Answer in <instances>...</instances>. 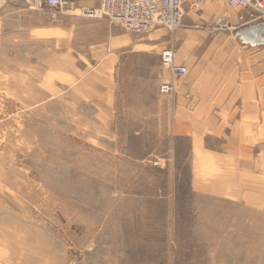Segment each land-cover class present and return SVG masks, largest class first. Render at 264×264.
I'll list each match as a JSON object with an SVG mask.
<instances>
[{
  "label": "rangeland",
  "instance_id": "1",
  "mask_svg": "<svg viewBox=\"0 0 264 264\" xmlns=\"http://www.w3.org/2000/svg\"><path fill=\"white\" fill-rule=\"evenodd\" d=\"M88 5L0 9V264H264V41L210 30L236 21L221 0L143 33ZM164 51L193 62L182 91L239 78L257 104L161 93Z\"/></svg>",
  "mask_w": 264,
  "mask_h": 264
},
{
  "label": "built area",
  "instance_id": "2",
  "mask_svg": "<svg viewBox=\"0 0 264 264\" xmlns=\"http://www.w3.org/2000/svg\"><path fill=\"white\" fill-rule=\"evenodd\" d=\"M91 5L82 8L87 18L98 17L119 24L123 29L133 33L148 32L156 27L173 30L178 27L186 11H196L208 0H83ZM17 2L24 9L54 18L70 13L74 0H0V9L8 3ZM225 6L238 11L237 26L252 25L264 28V0H222ZM214 31L224 30L222 23ZM162 64L168 70L172 80L187 76V68L177 65L172 51H164ZM160 92L165 95L174 93L172 82L162 83Z\"/></svg>",
  "mask_w": 264,
  "mask_h": 264
},
{
  "label": "crops",
  "instance_id": "3",
  "mask_svg": "<svg viewBox=\"0 0 264 264\" xmlns=\"http://www.w3.org/2000/svg\"><path fill=\"white\" fill-rule=\"evenodd\" d=\"M235 14H236V21L232 20L231 18H224L222 20H217L216 22L222 21V25L225 26V30H232V28H233V30H236V29L240 28V30L237 33V36L238 35L241 36L242 29H247L249 34H250L249 35L250 36L249 41H247V42L243 41L244 42L243 44L244 45L248 44L251 47L259 46L258 42L260 41V39H262L264 37V35H262V34L258 35V33H256L254 31V28H257V27L252 26V25H245V26L241 25V26L235 28L238 25V20H237L238 11ZM257 54L258 53H256L252 57L257 58L256 57ZM180 61H181V63H176V64L177 65L183 64L187 68V70L189 68L191 69V67L193 66V62L190 58H187L185 60L183 58H180ZM221 63H222L221 59H214L213 63L211 62L213 67H215L214 68L215 70L212 73L214 75V78H213L214 80L217 78L216 75L220 74L223 71L222 69H224L221 66V65H223ZM260 63H261V61L259 60L257 64H260ZM256 66H257L256 63L254 62L253 68H255ZM258 66H260V65H258ZM231 70H232V67H231L230 71ZM230 71H229V78H228L229 81L232 79V78H230V75H232L234 73V70L232 73ZM202 74L205 75L204 72H202L201 75ZM199 79L204 80V77L200 78L198 75L196 76V75L190 74L189 83H187V87L183 86V91H182V87L179 86L174 80L171 81L172 77H170V76H169L168 80L162 81V82H172L175 92L176 93L178 92L179 94L183 95L186 98V99L185 98L184 99L189 101V104H191V105L199 106V105H210L211 104V105H231V106H237V107L241 106L242 107L245 105L251 106V105L257 104V101L254 98L246 99L244 96H240V95L235 96V94H233L234 90L238 88L239 83L237 81H240L239 78H236V80H232L230 82L234 90H231L230 94H228L227 97L219 96V95H221V90H220L219 93L217 94L218 96H212L211 98L207 97L205 100H203L204 99L203 97H199L201 95L200 93H201L202 89H199L198 84L196 83L197 81H199ZM182 92H184V93H182Z\"/></svg>",
  "mask_w": 264,
  "mask_h": 264
},
{
  "label": "bare ground",
  "instance_id": "4",
  "mask_svg": "<svg viewBox=\"0 0 264 264\" xmlns=\"http://www.w3.org/2000/svg\"><path fill=\"white\" fill-rule=\"evenodd\" d=\"M222 1V0H221ZM223 3V2H222ZM224 4V3H223ZM232 9V8H231ZM234 10H236V9H234ZM74 12H76V11H74ZM81 12V11H80ZM79 14V13H78ZM73 15V14H72ZM82 15H83V13H82ZM96 19H99L98 17H95ZM222 19H224V18H221V19H218V20H222ZM220 23H222V21H219V22H215V24L213 25V27H211V29L210 30H214V27L215 26H218L217 24H220ZM208 30V29H207ZM244 31H246L248 34H249V32H248V30L247 29H245ZM133 34V33H132ZM249 39V38H248ZM167 70V69H166ZM167 72H168V70H167ZM168 74H169V72H168ZM169 76L171 77V75L169 74ZM162 83H170V82H161L160 83V85H159V90H160V86H161V84ZM170 96V95H169Z\"/></svg>",
  "mask_w": 264,
  "mask_h": 264
},
{
  "label": "water",
  "instance_id": "5",
  "mask_svg": "<svg viewBox=\"0 0 264 264\" xmlns=\"http://www.w3.org/2000/svg\"><path fill=\"white\" fill-rule=\"evenodd\" d=\"M254 31L256 32V33H258V35L259 34H263L264 33V28H259V27H257V28H254ZM261 40L262 41H264V37L262 38V39H260V41L258 42L259 44L261 43Z\"/></svg>",
  "mask_w": 264,
  "mask_h": 264
},
{
  "label": "flooded vegetation",
  "instance_id": "6",
  "mask_svg": "<svg viewBox=\"0 0 264 264\" xmlns=\"http://www.w3.org/2000/svg\"><path fill=\"white\" fill-rule=\"evenodd\" d=\"M262 35H264V33Z\"/></svg>",
  "mask_w": 264,
  "mask_h": 264
}]
</instances>
